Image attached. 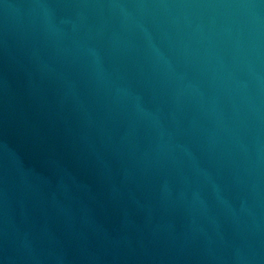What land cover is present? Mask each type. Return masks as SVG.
Segmentation results:
<instances>
[{
	"label": "water",
	"instance_id": "water-1",
	"mask_svg": "<svg viewBox=\"0 0 264 264\" xmlns=\"http://www.w3.org/2000/svg\"><path fill=\"white\" fill-rule=\"evenodd\" d=\"M0 264H264V0H0Z\"/></svg>",
	"mask_w": 264,
	"mask_h": 264
}]
</instances>
